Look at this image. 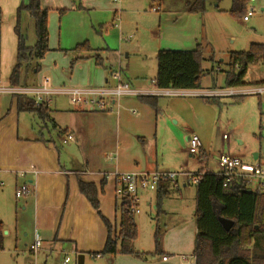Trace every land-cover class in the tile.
I'll return each mask as SVG.
<instances>
[{
    "label": "rangeland",
    "instance_id": "374dc122",
    "mask_svg": "<svg viewBox=\"0 0 264 264\" xmlns=\"http://www.w3.org/2000/svg\"><path fill=\"white\" fill-rule=\"evenodd\" d=\"M27 2L28 0H19L16 6L12 1L9 5L0 4L2 87L10 85L15 65L12 61L17 49L16 28L19 26L27 45L34 46L37 41L33 17L26 10L18 14L21 3ZM183 3L184 0H123L117 4L113 0H101V9H79L80 0H75L76 9L69 11V8H64L62 22H57L58 33L55 38L59 40L60 25L63 28V43L70 41L67 36L76 34L79 39H83L82 44L86 43L87 46L76 49L78 44H74L75 51H49L42 61V68L34 72V75L28 73V80L23 73L21 79L28 83L32 80L37 86L48 79L52 88H90L98 85L97 75L103 78L111 69L118 67L119 61L123 68L128 66L134 71L143 68L149 78H155L159 45L165 49L193 50L200 43L203 48L204 45L208 48L204 50L202 62V88L224 86L229 69L228 61L220 62L224 55L229 51H247L252 43L264 44V0H247L240 14L232 11L233 0H206V8L202 13L188 12ZM67 5L69 6L66 7H71L72 1L68 0ZM115 9H119L117 13ZM245 15L248 16V21L244 20ZM117 16L121 20L123 34L133 36L130 41H120V29L115 25ZM180 31L185 36L184 42H170ZM196 33L199 35L198 40H194ZM114 51L122 52L120 60L118 56H107V53ZM99 52L106 56L103 64L96 62ZM78 55L84 58L75 60ZM250 67L245 79L264 76V64L257 62ZM246 97H243L245 105L232 98H220L221 104H217L218 112L222 110L223 126L212 143L211 152L214 154L211 166L214 169L218 167L221 153L238 155L248 162H256L253 155L258 153L260 160L257 161L264 164V104L259 108L257 96ZM14 98L11 94H0V222H3L7 232L4 249L0 250V264H60L66 254L71 258L69 264H152L161 258L155 245L157 226L163 232L161 249L167 244L180 247L182 242H195V184L190 183L186 192L181 187L183 196L177 195L176 191L171 197H163L160 210L157 208V190L139 189V201L136 205L139 213H134V219L139 229L135 249L141 256L130 257L118 253L115 261L110 262V255L102 253L107 237L102 216L119 229L121 198L115 194V161L106 159L107 156L100 150L92 153L98 162H105L107 165L89 169V172L100 171L108 180L105 189L98 190L99 208H95L80 190L74 194L70 188L69 195L67 183L63 191H58L51 182L58 177L50 168H45L47 172L37 168L39 175L47 178L45 187L49 188L48 193L44 191L37 195L39 208H36V201L34 203L29 198L32 194L17 198L16 185L21 186L24 178H17L15 172L27 170L38 156L39 147L30 137L39 138L42 135L49 141L54 140V156H59L60 159L57 170H62L65 177L75 169L77 160L82 163L85 158L76 141L64 144L63 136L57 137L53 119L44 121L36 112L19 111ZM255 103L258 110L253 111L252 118L250 107ZM51 106L53 118H57V121L60 118L61 123L68 120V110L64 109H76L65 95H54ZM259 109L263 113L261 117ZM226 120H231L229 126L224 124ZM234 128L235 132H232ZM224 134L228 136L227 139H224ZM190 171L195 172V168ZM40 195L42 200H39ZM183 220L187 223L181 225ZM36 233L42 239V246L34 254L30 248ZM95 253H102V257L95 258ZM81 256H84L82 263Z\"/></svg>",
    "mask_w": 264,
    "mask_h": 264
},
{
    "label": "crops",
    "instance_id": "0c3cea01",
    "mask_svg": "<svg viewBox=\"0 0 264 264\" xmlns=\"http://www.w3.org/2000/svg\"><path fill=\"white\" fill-rule=\"evenodd\" d=\"M11 1L14 3V6H16L19 2V0H0V4L3 6H5V4L9 5ZM41 1L42 6L49 9L48 29L50 51H75L76 49H73L74 44L80 45L83 41V39H79L76 34L67 36L70 41H68V43H63V28L59 25V40L55 38L56 33H58L57 22L58 24L62 22L61 17L64 13H60V10H63L64 8H69V11L76 9L75 0H71V7H66L69 6L67 5L68 0ZM47 1H49V3ZM113 2L115 1L113 0ZM121 2L115 3L119 4ZM85 8L101 9V0H80L79 9ZM118 10L119 9H115V12L117 13ZM118 28L120 29L121 42L130 41L133 38V36L131 35L128 37L123 34V32L121 31V22ZM67 31H69V29H67ZM198 38L199 35L196 33L194 40H198ZM184 40L185 36L182 31H180L175 39L170 42L182 44ZM202 41L205 42V39H203ZM160 48L165 49L162 48L161 45H159L158 52L161 50ZM206 48L207 47L204 45V50H206ZM1 49H3V42L1 43ZM231 52L233 51H229L226 55H224V58L221 59L220 62H223L224 60L228 61ZM108 55L114 58L118 56L120 60L122 52L114 51L107 53V56ZM96 56L100 59L101 64H103L106 56L102 55L100 52ZM44 58L42 59V61L44 60ZM82 58H84L82 55H78L76 56L75 60ZM16 60L17 49L16 56L13 58L12 62L16 64ZM118 64L119 65L116 69H111L110 72L106 73L103 78L97 75L96 83L98 85L92 86L91 88L114 86L116 84V80L113 78V73L117 69H120L121 79L129 83L130 86L138 92L142 93L158 88L156 86L155 78H149V75H146V72L143 70V68L134 71L130 70L128 66H126V68H123L121 66V61H119ZM244 81L247 84H260L264 83V76H253L251 80H247L244 78ZM9 87L12 86L9 85L7 87H2L0 85V89ZM221 87H225V85H214L212 88L207 87L205 89L202 88L194 90L201 91ZM1 93L11 94L10 92H0V94ZM13 97H15L14 99L16 100V105L18 108L17 97L15 95H13ZM242 98L232 99L241 101V103L243 102L242 104L245 105V98ZM69 103L71 104L70 101ZM155 103L156 108L140 99L139 96L131 95L122 97L120 99H109V103L105 110H87L85 108L79 107H75L76 109L70 110L69 108H67L64 110H68V120H65L62 123L60 122V118L58 121L57 118L56 120L53 118V106H50L52 110V112L50 113V119L54 120L55 128L57 130V137H62L66 134H72L75 138L73 142H77L76 144L83 151L85 160H83L82 163L77 160L75 162V169L72 172H69V174H67V177H65L66 174L62 173V170H57L58 167H60V159L59 156H54L56 152L55 148H53L54 140L51 139V141H49L41 135L39 138L30 137L33 142H36L39 148L37 150L38 156L35 158L33 163L29 164L27 170H37V168H41L43 169L42 172H47L45 171V168H50V170L55 172L58 177V179L54 178V180H52L51 182L58 188V191H63L64 185L67 183V186L69 188V195H71L70 188L72 190V193L74 194H77V192L80 190L79 181L93 182L98 187V190L105 189L106 184L108 183L105 175L103 176L101 173H99L100 171L89 172L90 167L99 169L107 165L105 164V162H98L96 160L94 153H92L95 150L102 151L104 156H107L105 157L106 159L109 158L111 161H115L116 172L119 173L134 171H179L181 169L193 170L194 168L195 172H220L221 167L219 165V162H217V169H214L211 166L213 156L212 154H214L213 152H211L212 143L216 133H220L223 126L221 125L222 110H219L218 112L217 106L218 103L219 105L221 104L220 98H207L197 95L158 96ZM255 109L258 110L256 103L252 104L250 107L252 118L254 116L253 111H256ZM261 116L262 114L260 111V117ZM224 124L226 126H229L231 124V120H226ZM232 132H235V128L232 130ZM195 133L199 135L202 143L201 155L197 157L191 156L188 152L189 139L191 135ZM54 157H56L55 160H53ZM253 157L254 160H260L258 153H254ZM37 171V175L29 173L26 177H23V182H31L33 191L31 193L32 197L29 198L32 199V202L34 203L36 201V208H39L40 202H37V195L39 196V193L44 191L48 193L49 188L45 187V180L47 178H45L43 175H39V170ZM19 172L20 171L15 172L17 178L19 177ZM62 179L65 180V183ZM55 181L57 182V184H55ZM113 181L115 183L114 178ZM190 183L191 182L187 178H180L176 182L163 181L160 183L158 189L163 186L164 189L169 190L171 192V195L169 197L173 196L176 191H178L177 195L183 196V193L188 190ZM17 187L18 185H16V189ZM181 187L184 188V192H182ZM42 199L43 197L40 195L39 200ZM110 223L112 224L114 232H118L119 229H117V227L113 225L111 221ZM180 223L181 225H183L187 223V221L183 220ZM195 233L197 234V227ZM194 249L195 242L193 240H190L186 243L182 242L180 247H173L167 244L164 249H161V258L157 260V262L152 264H180L179 255L193 254ZM135 251L138 252L136 249ZM116 255H110L109 261L114 262L116 259ZM124 255L132 257L131 255L135 254ZM140 256L141 255H139L138 257ZM164 256H170V258L168 260H164ZM80 261L81 263L84 262V256L80 257ZM132 263L137 264L135 262Z\"/></svg>",
    "mask_w": 264,
    "mask_h": 264
},
{
    "label": "trees",
    "instance_id": "16d2710c",
    "mask_svg": "<svg viewBox=\"0 0 264 264\" xmlns=\"http://www.w3.org/2000/svg\"><path fill=\"white\" fill-rule=\"evenodd\" d=\"M154 1V0H153ZM160 1V0H157ZM247 0H233L232 11L242 13ZM184 7L191 13H202L206 0H185ZM26 10L35 20L37 41L34 46L26 43V37L19 26L17 35V60L10 77L12 87H34L28 83L27 74L38 72L41 61L50 51L48 17L49 9L42 6L41 0H28L21 3L18 14ZM60 10V13H63ZM198 44L193 50L161 49L157 54V73L155 77L158 88L201 89L204 68V48ZM87 46L80 44L76 49ZM97 63L100 59L96 58ZM257 62L264 64V44L252 43L247 51H233L228 58L225 87L248 85L244 78L249 67ZM26 81H22V74ZM39 86V85H38ZM18 110L36 112L43 120L50 119L51 108L36 106L34 100L22 94H16ZM140 99L156 108L153 95H139ZM262 102L259 99V107ZM261 114H263L261 112ZM201 172V171H200ZM79 188L95 208H99L98 187L93 182L79 181ZM197 188L196 225L194 254L196 264H264V195L248 189L245 182L233 180L226 187L224 177L212 171L203 173ZM161 186L157 190L158 204L171 192ZM220 218L233 221L230 230H226ZM107 228V238L102 253L105 255L135 254L134 242L138 239L139 230L134 219L133 206L130 200H122L120 205L119 231L114 232L110 221L102 216ZM5 228L0 222V250L4 249ZM163 232L157 226L155 233L156 252L161 253Z\"/></svg>",
    "mask_w": 264,
    "mask_h": 264
},
{
    "label": "built area",
    "instance_id": "2783aa9c",
    "mask_svg": "<svg viewBox=\"0 0 264 264\" xmlns=\"http://www.w3.org/2000/svg\"><path fill=\"white\" fill-rule=\"evenodd\" d=\"M115 2H121L122 0H114ZM254 10V8H251ZM153 10H158L153 8ZM249 18L244 16V20ZM116 26H119L121 20L117 16ZM113 78L116 80L114 86L100 87V88H52L49 86V80L46 79L43 84L34 87H9L2 88L0 92H10L13 95L22 94L28 96L34 100L36 106H48L53 104L54 95H67L72 105L79 108H85L87 110H105L109 103V99H120L125 96L131 95H153V96H202L207 98H242L245 96L255 95L262 104H264V83L260 84H248L245 86L237 87H221L208 90H194V89H174V88H157L147 92H138L134 90L129 83L121 79L120 69H117L113 73ZM224 139L228 136L225 134ZM75 138L72 134H66L63 136L62 142L64 144L74 141ZM201 139L199 135L192 134L189 139L188 152L191 156L197 157L201 155ZM221 171L220 174L224 177V186L226 187L233 180H241L246 183L248 189L259 192L264 195V164L260 161L248 162L238 155L230 153L219 154L218 159ZM29 173L34 175L38 174L36 169L25 170L19 172L20 177H26ZM202 172H193L188 169H181L179 171H134L126 173H115V194L116 197H120L122 200H130L133 206L134 213H139L136 208L138 205L139 189L142 190H157L160 183L163 181L176 182L180 178H187L191 183L197 185L200 182ZM31 182H24L16 189V197L21 198L25 195L32 193ZM42 246V239L36 233L34 243L30 248V251L34 254ZM95 258L102 257V253L93 254ZM170 256H164V260H168ZM180 264H196L197 257L193 254H181L179 255ZM71 258L67 255L60 264H69Z\"/></svg>",
    "mask_w": 264,
    "mask_h": 264
},
{
    "label": "water",
    "instance_id": "95a60500",
    "mask_svg": "<svg viewBox=\"0 0 264 264\" xmlns=\"http://www.w3.org/2000/svg\"><path fill=\"white\" fill-rule=\"evenodd\" d=\"M220 221L227 231L230 230L234 224L232 220L226 218H220ZM4 233L6 234L7 232L4 231Z\"/></svg>",
    "mask_w": 264,
    "mask_h": 264
}]
</instances>
